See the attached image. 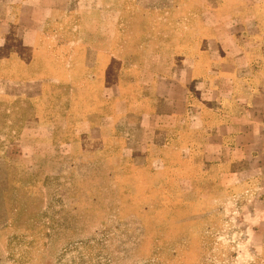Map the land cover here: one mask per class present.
Here are the masks:
<instances>
[{
  "label": "rangeland",
  "instance_id": "374dc122",
  "mask_svg": "<svg viewBox=\"0 0 264 264\" xmlns=\"http://www.w3.org/2000/svg\"><path fill=\"white\" fill-rule=\"evenodd\" d=\"M104 2L0 71V264H264V229H244L264 226V197L186 151L202 141L188 123L163 129L178 106L163 91L176 99L179 70L207 59L203 23L191 5Z\"/></svg>",
  "mask_w": 264,
  "mask_h": 264
},
{
  "label": "crops",
  "instance_id": "0c3cea01",
  "mask_svg": "<svg viewBox=\"0 0 264 264\" xmlns=\"http://www.w3.org/2000/svg\"><path fill=\"white\" fill-rule=\"evenodd\" d=\"M168 5L193 7L185 19L203 23L207 40L203 50H195L207 59L194 57L179 70L190 78L176 80V99L163 91V103L178 102L175 109L163 111V129L171 127L168 120L175 127L188 123L202 141L185 150L200 149L205 165L225 167L221 177L230 184L226 188L239 186L258 201L264 197V0H163V7ZM72 8L86 24L94 15L97 20L105 2L0 0V71L26 68L25 62L39 53L48 23ZM199 32L193 28L191 37L200 38ZM9 84L0 74V88ZM244 226L255 234L264 229L261 224Z\"/></svg>",
  "mask_w": 264,
  "mask_h": 264
}]
</instances>
